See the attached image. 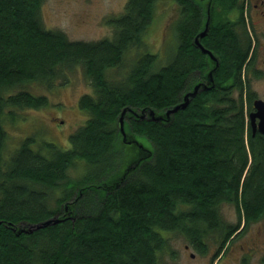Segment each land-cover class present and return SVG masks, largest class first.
<instances>
[{"label": "trees", "instance_id": "trees-1", "mask_svg": "<svg viewBox=\"0 0 264 264\" xmlns=\"http://www.w3.org/2000/svg\"><path fill=\"white\" fill-rule=\"evenodd\" d=\"M42 2L0 0V264H159L168 233L203 253L210 232L224 242L233 228L221 223L222 203L248 219L264 216V134H253L246 118L250 34L242 2L210 0L200 41L218 60L212 82L215 61L193 42L204 15L195 0H174L179 39L169 61L156 67L157 56L143 52L117 80L106 70L120 66L129 47L145 44L156 0H126L110 21L113 37L93 41L45 28ZM234 8L236 19L218 14ZM77 66L92 93L78 100L88 117L68 136L69 147L46 142L47 151L34 150L28 136L5 157V116L48 103L26 85L64 84ZM198 82L209 88L166 119L165 110ZM125 145L138 152L122 169L111 157ZM78 161L84 170L71 177ZM54 216L61 220L28 231Z\"/></svg>", "mask_w": 264, "mask_h": 264}, {"label": "rangeland", "instance_id": "rangeland-1", "mask_svg": "<svg viewBox=\"0 0 264 264\" xmlns=\"http://www.w3.org/2000/svg\"><path fill=\"white\" fill-rule=\"evenodd\" d=\"M39 7V20L45 28H53L65 32L68 39L80 41H93L104 37L112 38L115 29L110 21L124 11L126 0H42ZM198 4L201 0H195ZM202 8H205L202 3ZM153 19L147 27L143 36L145 44H136L123 55L120 66L108 68L107 77L117 80L125 73L135 58L143 52L154 53L157 57L156 67L166 64L175 52L178 43L176 23L178 6L174 0H156ZM203 8V12L205 11ZM217 13V12H216ZM222 15V12H218ZM68 81L60 84L61 80L47 88L32 82L27 84L33 93H41L47 96L48 103L39 108H13L12 118L6 115L3 119V128L6 131L3 152L5 157L13 153L25 137L31 136L34 142L32 149L42 148L47 151L46 142H50L59 148L69 147L68 136L87 120V112L78 105L82 94L92 93V86L88 77L83 73L81 66L74 67L67 71ZM250 78L249 84L252 82ZM250 86V85H249ZM251 93V90H250ZM126 113V112H125ZM131 117L130 115L128 118ZM132 118V117H131ZM248 119V115L246 114ZM124 119L126 121L127 118ZM120 140V137L118 141ZM122 152L112 156L111 159L121 164L122 169L136 157L137 148L130 145L120 147ZM71 177H76L84 170V163L78 161L76 165L68 169ZM237 211L232 204L222 203L219 209V216L223 223L232 224L236 219ZM264 223V217L261 224ZM260 224V223H256ZM169 240L167 249L161 252L159 264H236L239 247L231 242L232 249L227 256L216 258L221 236L210 232L205 236V249L203 253L186 243L185 239L178 232L168 233ZM185 245H189L185 249ZM190 253H193L191 256Z\"/></svg>", "mask_w": 264, "mask_h": 264}, {"label": "flooded vegetation", "instance_id": "flooded-vegetation-1", "mask_svg": "<svg viewBox=\"0 0 264 264\" xmlns=\"http://www.w3.org/2000/svg\"><path fill=\"white\" fill-rule=\"evenodd\" d=\"M187 1L188 0H185V2ZM202 1L206 3L204 15L201 13L203 16L202 25L204 28L207 17H209V20L212 17V4H210V0ZM239 2H242V16L247 25L248 34H250L249 74L252 77V83L249 87L251 90L250 95L252 98V104L251 108L246 107V114L249 119L250 112L255 110L253 106L254 101L259 99L262 103H264V0H239ZM200 7H202V4ZM222 14L223 16L228 15L230 19H236V17L240 15L237 8L231 9L227 13L222 11ZM209 23L210 21L208 22V25ZM194 38L193 42L195 44ZM199 50L201 49L199 48ZM263 217L264 216L251 217L248 219L245 214L241 212L239 215L238 213L236 214V219L232 224L225 223L226 226H232L233 231L229 236H226L227 238L224 242L221 237L222 239L218 249L219 254L216 258H221L224 254L227 256L228 254L226 252L227 250L229 252L233 248L231 242H234L239 247L236 264H264V223L261 224ZM221 223H223V220H221ZM188 246L189 245H185V249H188ZM190 255L192 256L193 253H190ZM217 262L218 261L215 260V263L210 264H219Z\"/></svg>", "mask_w": 264, "mask_h": 264}, {"label": "water", "instance_id": "water-1", "mask_svg": "<svg viewBox=\"0 0 264 264\" xmlns=\"http://www.w3.org/2000/svg\"><path fill=\"white\" fill-rule=\"evenodd\" d=\"M208 22H209V17H207V20L205 22V27L203 29H201L199 31V33L195 36L194 41H195V45L197 47H199L202 50V52L208 54V56L215 61L212 70L209 71L208 75H207L209 78V82L210 81L212 82V80H213L212 74H213V71L218 66V60L213 55L212 51H210L208 48L204 47L201 44V42L199 41V38L203 37L208 30V26H209ZM208 88L209 87L205 82L195 84L192 87V91H188L183 95L181 102H179V103L175 104L174 106H171V108H168L167 110H165L166 119H168L170 117L171 113H174L175 111H177L179 109L185 108L190 102L189 99L192 98L194 95H196L199 90L208 89ZM253 106H254L255 110L250 112V114H249L250 128H251L253 134L255 132H257V130L260 133L264 134V103H262L259 99H256V101H254ZM124 112H125V109H123L120 112L119 125H120V132H121L123 138L125 139L124 125H123ZM149 113L152 115V118L154 120H158L161 118L159 115H155V113L153 112L152 109H150ZM57 222H59L58 219H56L55 217H50L49 219L39 221L38 223H35V224H31L32 226L29 228L28 231L30 232V231L35 230V229L38 230V228H42V227L49 225L50 223H57Z\"/></svg>", "mask_w": 264, "mask_h": 264}, {"label": "bare ground", "instance_id": "bare-ground-1", "mask_svg": "<svg viewBox=\"0 0 264 264\" xmlns=\"http://www.w3.org/2000/svg\"><path fill=\"white\" fill-rule=\"evenodd\" d=\"M125 112H126V109H125ZM125 112H124V115H125ZM123 119H124V116H123ZM56 219H58L59 221L61 220L60 218H58L57 216H54Z\"/></svg>", "mask_w": 264, "mask_h": 264}]
</instances>
